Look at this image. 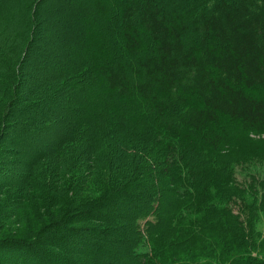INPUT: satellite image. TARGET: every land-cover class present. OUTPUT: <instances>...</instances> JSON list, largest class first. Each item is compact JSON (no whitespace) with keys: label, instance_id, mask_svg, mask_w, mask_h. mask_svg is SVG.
Masks as SVG:
<instances>
[{"label":"trees","instance_id":"trees-1","mask_svg":"<svg viewBox=\"0 0 264 264\" xmlns=\"http://www.w3.org/2000/svg\"><path fill=\"white\" fill-rule=\"evenodd\" d=\"M69 1L75 12L84 3L89 10L73 57L95 90L79 125L97 144V169L82 163L67 172L58 161L54 192L29 209L49 220L36 234L24 225V236L0 237V251L14 254L12 264H78L74 255L116 264L92 239L109 242L117 219L130 218V244L140 226L150 247L128 245V264H264V231L256 229L264 174L243 172L264 160V143L246 138L264 135V0ZM41 2L0 0V133L11 111L29 107H18L21 61ZM75 70L63 75L70 96L86 82L70 78ZM110 138L128 165L110 161ZM45 230L54 241L40 240Z\"/></svg>","mask_w":264,"mask_h":264},{"label":"rangeland","instance_id":"rangeland-1","mask_svg":"<svg viewBox=\"0 0 264 264\" xmlns=\"http://www.w3.org/2000/svg\"><path fill=\"white\" fill-rule=\"evenodd\" d=\"M69 6V0H43L35 13L37 20L32 34L33 40L28 45L26 58L21 61L22 82L21 88H18L22 95L18 107L26 105L29 107L26 111H11L9 116H6V126L0 133L1 136L6 132V137L0 139V216L6 215L4 226L0 228V237L24 236L26 233L24 225L30 228V232L36 234L39 231L37 228L49 220L48 216L42 215L44 209H40L36 215L29 209L30 206L36 208L43 204L45 192L50 195L54 192L53 169L60 164L58 161L62 159L67 161L65 163L67 172L68 169L72 170L71 167L75 169L82 163L89 164L86 166L89 172L97 169L93 161L97 144L86 138L92 135L86 132L85 125H79L80 116L87 113L86 109L82 108L83 102L88 101L95 90L92 84L86 81L89 77L88 73L77 69L79 60L73 57L74 44H78L83 38V30L86 26L81 18L89 15V10L85 3L82 5L83 9L77 12L73 7L69 9ZM113 24H116L115 20ZM8 33H11L10 30ZM25 43L26 41L23 45ZM68 68L72 71L77 69L71 79L86 81L85 84L81 83L84 88L75 96H70L69 90L62 88L66 80L63 76L64 70ZM3 86L0 82V97L5 89ZM3 106L0 105V113L4 109ZM246 138L250 143H264V135H247ZM110 139L111 148L108 151L112 158L110 161L114 164L118 162V165H128L129 162L124 154L116 148L117 145H114L112 138ZM61 149L64 152L63 158L57 156ZM261 162L263 163L255 164L254 167L249 166L243 172L254 173L257 176L259 172L263 175L264 160ZM256 169L262 171L254 172ZM244 177L246 178L245 173L238 175L242 184L248 181H245ZM66 180L68 179L65 176L64 181ZM66 203V200L62 201V208L67 207ZM52 208L54 212V206ZM13 210L17 211L16 216L11 215V212L14 213ZM258 219L256 229L264 231V213H261ZM117 220L119 226L113 231L114 238L109 242L102 240L97 242L93 238L92 246H102L111 250L110 255L113 254L114 263L128 264L130 248L140 253H148L150 235L145 228L139 226L138 240L130 244L132 238L136 236L132 221L135 224L137 221L130 218ZM129 224L131 227H128ZM120 226H125L129 230L128 233L120 235L123 230ZM45 232L46 230L42 237H39L40 240L54 241V235L52 233L45 235ZM116 235L119 238H116ZM128 245L130 248L127 250ZM38 249L47 252L45 244ZM31 251L33 249H28L20 261L29 260ZM74 257L80 259L78 261L80 264H87L82 255H74ZM8 258L13 260L16 257L14 254L7 255L0 251V264H12L13 262H9Z\"/></svg>","mask_w":264,"mask_h":264}]
</instances>
